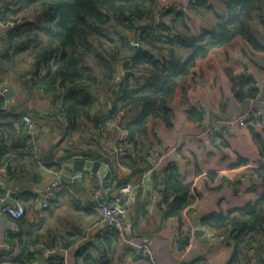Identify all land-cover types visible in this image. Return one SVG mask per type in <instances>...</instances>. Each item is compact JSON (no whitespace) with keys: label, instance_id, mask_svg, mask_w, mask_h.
Returning <instances> with one entry per match:
<instances>
[{"label":"trees","instance_id":"trees-1","mask_svg":"<svg viewBox=\"0 0 264 264\" xmlns=\"http://www.w3.org/2000/svg\"><path fill=\"white\" fill-rule=\"evenodd\" d=\"M204 2L196 0L192 8ZM262 3L264 0H225L219 21L195 34L184 12L162 8L159 0H0V168L11 180L28 177L35 183L43 179L37 169L44 166L62 172L66 159L74 156L103 160L113 171L118 165L134 174L145 171L149 167L147 145L153 146L149 140L155 135L153 125H174L169 102L182 76L239 37L264 52L251 25L256 7ZM241 77L248 85L244 96L256 95L254 76ZM8 86L19 91L13 100L6 96ZM41 93L53 96L44 113L31 108ZM32 113L40 119H61L69 134L81 132L78 140L85 146L54 144L36 158L33 134L23 121L26 115L32 118ZM188 113L203 119L200 109L192 107ZM111 121L129 133L128 140L119 143L121 152L115 159L102 154L101 140ZM83 135L91 142L86 143ZM12 152L30 163L17 169ZM251 171L264 183V166ZM126 181L119 179V187ZM162 184L165 198L169 193L173 197L171 210L175 211L174 205L186 208L195 198L174 163L165 166ZM17 197L24 204L38 198L32 190ZM201 221L232 246V256L224 264H264V187L257 199ZM188 237L178 239L184 245ZM9 241L13 248L1 255L15 264L31 261L32 249L38 252L46 243L41 234L11 233ZM50 259L49 264H66L60 257ZM198 260L201 256L195 262ZM92 261L90 255L85 257L86 263Z\"/></svg>","mask_w":264,"mask_h":264},{"label":"crops","instance_id":"crops-1","mask_svg":"<svg viewBox=\"0 0 264 264\" xmlns=\"http://www.w3.org/2000/svg\"><path fill=\"white\" fill-rule=\"evenodd\" d=\"M189 1L159 0V3L164 8L175 2L184 4ZM224 1L205 0L202 5H196L195 10L185 13L191 31L197 34L217 23L218 15L224 11ZM251 25L252 33L264 45V3L256 7ZM132 44H137V41L133 40ZM118 70L123 72L122 67ZM246 74L254 76L256 87L258 82L264 87V52L254 50L239 37L201 59L179 80L169 102L174 113L173 127L167 128L162 122L153 125L155 135L151 134L149 140L153 146L147 145L146 157L149 167L160 163L159 167L142 187L128 194L123 205L127 208L126 223L131 225L132 234L152 242L158 264H189L200 256L202 260L196 261L197 264L226 263L233 251L229 241L218 236L210 242L202 241L195 234V221L200 220L204 227L216 234V229L201 221L203 217L240 208L257 199L263 191L264 183L258 182L251 169L264 166V123L249 119L247 123L235 124L228 135L214 132L207 138L200 136L213 118H233L251 106L264 111V88L259 93L257 87L256 95L244 96L248 85L242 83L241 76L245 78ZM10 87L13 86L6 89ZM18 93L16 88L10 100ZM52 97L38 94L31 105L32 110L44 113ZM192 107L203 111L202 121L189 115ZM31 116L34 120L32 134L36 143V158H40L54 144H62L65 148L73 143L72 147L77 149L85 146L80 145L82 143L78 140L81 132L69 134L61 125V119H40L33 113ZM121 127L117 121L109 122L106 135L101 140L103 155L115 159L120 154L119 143L123 141L124 129ZM83 137L86 143L91 142L88 135ZM12 154L17 169L23 168L22 163H30L28 158L21 159L15 152ZM169 163L177 165L182 181L191 185V194L195 197L186 208L178 207L174 202L175 211L171 210L172 195L169 193V197L165 198L162 193L164 168ZM37 170L43 177L40 183L28 177L11 180L6 170L0 168V203L24 191L42 192L50 184L63 183L62 191L49 200L47 208L41 205L44 201L42 196L26 204L21 200L26 206V213L18 223L0 211V264H15L7 255H1L13 248L9 241L11 233L23 236L41 234L46 240L43 244L45 250L34 252L35 248L32 249V260L24 264H49L50 258L55 257L62 258L66 264H103L108 261L110 264H127L129 257L134 260L139 258L138 250L126 246L118 237L100 236L97 226L100 211L78 201V197L90 201L101 179L98 174L85 171L82 186L78 188L74 182L61 177L62 174L76 175V171L65 164L60 174L44 166ZM111 172V180L132 183L139 182L143 173L134 174L119 165L114 171L111 168ZM117 187L112 184L109 188L104 187L103 197L114 199ZM121 199H118L119 202ZM184 235L189 237L182 245L178 238ZM175 242H180L181 247H177ZM87 255L93 258L91 263L85 262Z\"/></svg>","mask_w":264,"mask_h":264},{"label":"built area","instance_id":"built-area-1","mask_svg":"<svg viewBox=\"0 0 264 264\" xmlns=\"http://www.w3.org/2000/svg\"><path fill=\"white\" fill-rule=\"evenodd\" d=\"M196 0H190L188 3L175 2L170 5H165L164 8H176L184 13H188L193 10V5ZM259 93L264 88L261 83H257ZM222 118H213L209 121L207 126L202 130L201 135L203 138L209 137L213 132H219L228 134L230 127L239 123H247L249 119L260 120L264 123V111L256 106H251L243 114L238 115L236 118H232L231 121H223ZM23 121L27 127V131L32 134L34 128V122L28 115L24 116ZM230 129V130H229ZM129 133L126 130L122 131L121 140H128ZM35 157H37L35 155ZM160 164V163H159ZM159 164H155L145 171H143L141 180L137 183L130 181L124 182L120 186L121 194H132L138 187H142L147 182V179L151 176L153 171L159 167ZM63 189V183L58 181L48 185L42 192L32 190L38 197L44 198L41 203L43 208H47L49 200L52 199L57 193ZM104 186L102 185V179L95 187L90 197V201L85 197H78L80 204L93 206L97 208L101 213V218L98 221V229L101 235H118L119 239L128 247L138 250L139 258L134 260L131 257L128 258L127 264H158L157 257L153 251L152 242L147 239H141L137 235L132 234L131 225L126 223L127 208L123 204H120L117 198L106 199L103 197ZM14 204L5 205L2 208V212L12 219H22L25 216L26 209L21 200L15 196ZM222 240L225 238L224 235L220 237ZM177 247H181L178 242H175ZM189 264H197L196 262H190Z\"/></svg>","mask_w":264,"mask_h":264},{"label":"water","instance_id":"water-1","mask_svg":"<svg viewBox=\"0 0 264 264\" xmlns=\"http://www.w3.org/2000/svg\"><path fill=\"white\" fill-rule=\"evenodd\" d=\"M5 93L6 96L9 99H11L15 95V89L13 87H10L9 90H7ZM64 164L67 167L74 169L76 171V175L65 176L64 174H62L63 176L61 177H63L67 181L74 182L78 186V188H81L82 186V176L85 171L91 172L93 174H98L102 179V185L104 187L109 188L111 184L114 187L118 186V182L111 180L112 179L111 167H109L107 164H105V162L101 160L76 156V157L68 158ZM114 195L115 198L117 199L122 197V199L120 200V204H123L124 199L129 196L128 194H121L120 187H117ZM8 204L9 205L14 204L13 197H9L5 202L0 203V211L5 205ZM194 228H195L196 236L204 242H210V240L216 238V234L213 233L209 228L204 227L203 224L200 222V220L195 221ZM44 250L45 247L41 245L40 251L43 252Z\"/></svg>","mask_w":264,"mask_h":264},{"label":"rangeland","instance_id":"rangeland-1","mask_svg":"<svg viewBox=\"0 0 264 264\" xmlns=\"http://www.w3.org/2000/svg\"><path fill=\"white\" fill-rule=\"evenodd\" d=\"M248 109H249V108H248ZM248 109H247V110H248ZM247 110H245L244 112H246ZM244 112H241V113H239L238 115L243 114ZM238 115H236V116L233 117V118H236ZM220 118H221V117H220ZM231 119H232V118H225V117H223L221 120H223V121H231ZM237 124H238V123H237ZM233 126H234V125H233ZM233 126H232V127H233ZM230 129H232V128L230 127ZM230 129H229V130H230ZM230 131H231V130H230ZM213 133H214V132H213ZM229 133H230V132H229ZM229 133H228V134H229ZM221 134L224 135V136H225V135H228L227 133H226V134L221 133ZM80 145L83 146V145H85V144H80ZM24 206H25V205H24ZM25 209H26V206H25Z\"/></svg>","mask_w":264,"mask_h":264}]
</instances>
